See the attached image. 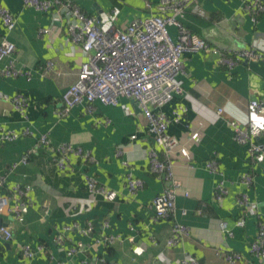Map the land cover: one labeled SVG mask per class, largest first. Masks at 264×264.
<instances>
[{"label": "crops", "instance_id": "0c3cea01", "mask_svg": "<svg viewBox=\"0 0 264 264\" xmlns=\"http://www.w3.org/2000/svg\"><path fill=\"white\" fill-rule=\"evenodd\" d=\"M60 1L62 8L42 13L26 6L23 0H0V7L9 8L17 19L12 31L0 21V38L7 37L16 44L15 65L31 76L6 77L0 72V94H24L29 98L25 114L17 112L10 101L0 99V130L21 133L29 127L33 132L0 143V175H7L2 193H8L15 183L32 185L22 221L8 213L0 215V225H8L13 232L8 241L0 236V264H23L22 246L26 243L47 247L31 264H56L57 260L68 259L69 264H78L96 254H104L112 264H151L160 251L167 254L172 264H180L186 253L197 257L200 264H264V259L259 260L250 252L258 232V217L252 211L241 210L237 204V197L247 193L251 202L260 204L264 214V161L251 162L248 147L235 140L231 125L233 120L253 121L264 128V107L258 111L251 105L256 99L264 106V59L242 61L230 70L220 65L213 54H184L182 90L170 103L156 110L173 118L176 108H188L182 120L172 121L168 127V133L187 149L188 156L180 151L173 154L175 179L181 184L174 218L153 220L152 200L166 184L150 168L148 152L155 143L149 121L138 103L125 97L117 105L96 102L90 111L80 105L68 116H58L63 94L76 81L83 57L74 52L60 23H53V17L56 13L64 15L66 4L72 1L98 18L104 30L125 29L134 18L156 12L160 0ZM247 1L196 0L187 9L182 23L220 50L235 51L254 44L264 47V12L253 21L244 10ZM50 25H55L57 32L52 41L38 31ZM170 31L174 40H178V28L171 26ZM49 60L55 61L56 68L45 76L44 65ZM8 63V59L0 62V70ZM218 108H224V112L212 118V111ZM195 133L198 137L193 139ZM42 134H49L54 146L62 142L80 145L95 160L84 162L73 157L75 170L59 172L53 161L55 151L38 146ZM260 141L264 145V130ZM118 148L124 150L121 156L117 154ZM26 154L28 163L11 171L10 167ZM214 158L222 176L206 167V162ZM123 160H128V167ZM129 172L144 181V187L134 196L126 188ZM247 172L254 175L251 186L240 179ZM85 174L94 176L108 190L116 191L117 197L109 200L90 194ZM221 178L227 180L229 192L218 201L214 193ZM241 218L245 219L243 227L236 224ZM174 219L186 224L190 234L181 244L170 248L166 242ZM105 221L110 223L108 228H104ZM223 221L232 236L222 230ZM90 222L95 230L89 236L72 229L62 246L53 243L64 226L76 223L86 226ZM104 232L122 234L123 240L112 244V250L108 251L105 245L94 243L95 236ZM78 242H83L85 252L69 258L68 247ZM229 251L240 252L244 259L229 263L225 260Z\"/></svg>", "mask_w": 264, "mask_h": 264}, {"label": "built area", "instance_id": "2783aa9c", "mask_svg": "<svg viewBox=\"0 0 264 264\" xmlns=\"http://www.w3.org/2000/svg\"><path fill=\"white\" fill-rule=\"evenodd\" d=\"M196 0H160L156 5V12L147 17L134 18L125 29L104 30L98 18L88 15L81 7L70 1L66 4L64 15L56 13L53 23H60L65 38L74 48V52L81 53L83 59L76 81L71 84L63 94V106L58 110V116H68L75 106L85 105L87 110L94 109V104L100 102L105 105H117L121 97L134 100L146 119L149 121V132L154 138L155 145L150 148L149 162L152 173L165 182L164 190L156 195L151 203L153 220L173 217L176 210V199L180 193L181 184L175 179L173 154L180 151L188 156L185 147L180 146L179 140L168 133V127L172 121L179 122L187 113L186 106H179L174 110L173 118H169L163 111L156 108L170 103L174 95L182 90L180 76L185 73L183 56L188 52H207L217 58V62L226 68L233 70L242 61L264 59V47L254 44L252 47L235 51L220 50L212 47L201 36L192 33L186 28L182 19L187 9ZM26 6L38 12L47 13L62 8L60 0H23ZM148 7L150 4H147ZM245 12L257 21L258 16L264 12V0H248L244 5ZM61 13L59 10H57ZM69 18V20L67 19ZM0 21L8 31L15 29L17 19L7 7H0ZM55 25L41 27L38 31L41 36H47L51 41L57 35ZM178 28V40H174L170 27ZM16 44L7 37L0 38V62L8 59L9 63L1 68L3 76L12 77L24 75L31 78L30 72H24L15 65ZM54 60H49L44 65V75L48 76L55 71ZM0 99L10 101L13 108L25 114L29 105V98L24 94H0ZM251 105L258 111H262L263 105L254 99ZM224 108L212 111V118L220 117ZM234 128V138L242 145L248 147L251 162L258 164L264 161V145L260 136L264 128L256 122L231 121ZM33 133L29 127L22 132L16 130H0V143L14 141L21 134ZM135 137V136H134ZM198 133L193 134L196 139ZM38 146L55 151L53 158L55 168L59 172H72L75 170L73 157L81 161H94V157L82 146L72 142H62L54 146L49 134H42ZM124 150L117 149L121 156ZM29 154H26L18 163H14L10 170L13 171L20 164H27ZM125 167L129 166L128 160H123ZM206 167L213 173L223 175L218 160L210 159ZM85 186L88 192L94 196L102 195L109 200L117 197V192L108 190L92 175L85 174ZM241 181L246 186L254 183V175L247 172L241 176ZM7 180V175H0V215L8 213L17 221H22L23 212L27 207L29 193L32 185L27 183L13 184L8 193H2ZM144 187L141 178L127 173L126 188L130 196L136 195ZM229 192L227 180L221 178L216 186L214 197L222 200ZM188 195V192H185ZM237 204L241 210L252 211L258 217L257 236L250 246V252L259 260L264 259V214L258 202H251L247 193L237 197ZM236 224L245 225V219H238ZM110 223L104 222V228ZM222 230L232 236L233 232L227 227L226 222H221ZM77 229L81 235L89 236L94 233L93 223L86 226L79 224L66 225L60 233L53 238V243L62 246L68 238L67 233ZM190 234L189 227L174 219L171 226V234L166 242L167 247H175L181 244ZM0 236L5 240L13 238V232L8 225H0ZM123 240L122 234L102 233L95 236V245H112ZM47 247L43 244L33 245L26 243L22 246V254L25 262L31 261L39 254L45 252ZM86 250L83 242L72 244L67 249L70 258ZM244 256L237 251L225 253V260L229 263L240 262ZM68 260H57L56 264H69ZM78 264H112L104 254H96L94 258H85ZM151 264H172L164 251L157 254L156 261ZM180 264H200L197 257L186 253L180 260Z\"/></svg>", "mask_w": 264, "mask_h": 264}, {"label": "trees", "instance_id": "16d2710c", "mask_svg": "<svg viewBox=\"0 0 264 264\" xmlns=\"http://www.w3.org/2000/svg\"><path fill=\"white\" fill-rule=\"evenodd\" d=\"M105 247H106V249H107L108 251H111V250H112V245H105Z\"/></svg>", "mask_w": 264, "mask_h": 264}]
</instances>
